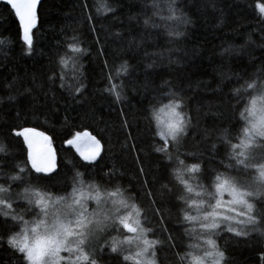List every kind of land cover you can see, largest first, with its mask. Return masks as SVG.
I'll use <instances>...</instances> for the list:
<instances>
[{
    "label": "trees",
    "instance_id": "trees-1",
    "mask_svg": "<svg viewBox=\"0 0 264 264\" xmlns=\"http://www.w3.org/2000/svg\"><path fill=\"white\" fill-rule=\"evenodd\" d=\"M257 2L176 0L190 23L179 25L183 35L170 38L163 27L144 24L152 13L151 0H107L114 11L103 15L96 12L97 0H43L37 10L31 52H26L20 40L17 18L0 2V40L6 41L0 45V146L8 154L0 153V173L9 174L11 164L26 158L22 138L14 137L11 130L33 127L49 137L56 154L58 174L45 182L55 191L71 174L72 164L85 163L64 141L76 131H89L104 146L94 174L99 178L103 171L115 170L120 183L149 209L147 226L156 228L161 217L153 215L151 202L140 195L147 182L143 191L153 192L167 222L159 225L157 234L166 239L160 229L167 227L177 244L176 249L164 244L159 251L160 262L178 264L175 253L185 250L187 239L176 224V186L152 150L147 109L163 82L181 91L192 120L180 149L194 154L186 162H201L206 171H223L225 146L217 143L218 151L213 153L211 145L219 130L232 121L231 90L238 86L236 76L247 79L264 70V21L256 12ZM171 27L176 28L177 23ZM73 34H79L82 47L88 51L80 61L84 88L70 95L59 87V81L53 84L48 76L55 67L60 42ZM105 58L113 68L125 60L130 66L125 81L127 99L120 104L104 91ZM206 130L210 133L207 137ZM141 167L144 175L140 174ZM166 182L173 188L172 194L162 193L161 184ZM0 183L7 186L4 175H0ZM21 187L13 184V193ZM16 207L21 211L26 205L17 201ZM150 238L155 237L150 234ZM217 242L225 252V264H262L264 238L256 233L235 237L222 232ZM0 264H22V258L5 240H0ZM101 264L121 262L105 250Z\"/></svg>",
    "mask_w": 264,
    "mask_h": 264
},
{
    "label": "snow or ice",
    "instance_id": "snow-or-ice-1",
    "mask_svg": "<svg viewBox=\"0 0 264 264\" xmlns=\"http://www.w3.org/2000/svg\"><path fill=\"white\" fill-rule=\"evenodd\" d=\"M5 3L19 22L26 52H31L38 0ZM150 7L152 13L144 19L146 26L163 27L170 38L183 35L179 25L190 21L176 6V0H151ZM255 9L264 21V3L258 0ZM113 11L107 0H97L98 15ZM173 22L176 28L171 27ZM5 43L0 40V45ZM82 44L79 34L66 35L48 76L53 84L59 81V87L70 95L84 88L80 61L88 49ZM102 71L107 72L104 91L117 104L125 101L128 61L113 68L105 58ZM236 80L238 86L231 90L232 121L219 130L211 145L213 153L218 151L217 143L225 146L223 171H206L201 162H186L194 154L180 149L192 120L181 91L163 82L147 109L152 150L161 158L169 181L177 189L176 224L187 239L185 250L175 253L178 264H225V252L217 242L222 232L235 237L256 233L264 238V70L247 79L237 75ZM11 131L14 137L22 138L26 158L11 164L9 174L0 173L7 180V186L0 183V240L22 258V264H101L105 250L119 257L121 264H159V251L165 243L177 248L167 227L160 229L166 239L157 234L159 225L167 222L153 192L143 191L148 188L147 182L140 195L151 202L153 215L161 217L156 228L147 226L149 209L141 206L136 193L120 183L115 170L103 171L99 178L94 174L104 150L95 135L87 130L76 131L64 141L85 163L72 164L71 174L53 191L45 182L59 169L49 137L33 127H14ZM209 134L206 130L205 136ZM0 153L8 155L3 146ZM140 174L144 175L142 167ZM13 184L23 187L13 194ZM161 191L172 194L173 188L166 182L161 184ZM19 200L26 205L21 211L16 207ZM260 259L264 264V253Z\"/></svg>",
    "mask_w": 264,
    "mask_h": 264
},
{
    "label": "rangeland",
    "instance_id": "rangeland-1",
    "mask_svg": "<svg viewBox=\"0 0 264 264\" xmlns=\"http://www.w3.org/2000/svg\"><path fill=\"white\" fill-rule=\"evenodd\" d=\"M13 194H15V193H13ZM228 197H227V194H225V196H224V199L226 200ZM19 201H22V200H19ZM17 202V201H16ZM111 235H115V232H112L111 233ZM104 239H107V237H104ZM104 239H101L100 240V243H103L104 242ZM109 255H113V254H111V253H108ZM166 263V262H165ZM159 264H161V262L159 261Z\"/></svg>",
    "mask_w": 264,
    "mask_h": 264
},
{
    "label": "water",
    "instance_id": "water-1",
    "mask_svg": "<svg viewBox=\"0 0 264 264\" xmlns=\"http://www.w3.org/2000/svg\"><path fill=\"white\" fill-rule=\"evenodd\" d=\"M42 1H43V0H38L37 10H38L39 5H40V3H41ZM0 2L6 5L5 0H0ZM45 135H46V134H45ZM52 148H53V147H52ZM53 151H54V149H53Z\"/></svg>",
    "mask_w": 264,
    "mask_h": 264
}]
</instances>
